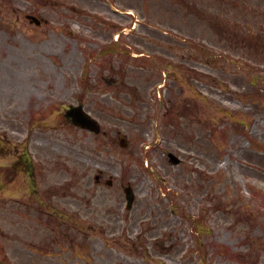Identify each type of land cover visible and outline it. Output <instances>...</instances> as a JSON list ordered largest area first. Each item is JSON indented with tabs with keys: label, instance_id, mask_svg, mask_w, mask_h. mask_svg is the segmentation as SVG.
Here are the masks:
<instances>
[{
	"label": "rangeland",
	"instance_id": "obj_1",
	"mask_svg": "<svg viewBox=\"0 0 264 264\" xmlns=\"http://www.w3.org/2000/svg\"><path fill=\"white\" fill-rule=\"evenodd\" d=\"M233 2L212 0L207 21L199 17L191 30L174 20L180 28L171 38L143 48L157 63L128 56L87 64L82 57L97 49L101 32L80 17L61 18L57 2L44 10L46 27L13 28L12 0H0V122L59 127L61 120V137L57 129L33 131L48 139L49 151L61 148L66 185L89 166L113 179L125 175L137 193L134 224L122 226L128 240L84 235L92 233L88 223L110 228L108 216L82 214L84 225L65 224L66 238H78L82 227L78 240L89 246H76V262L66 264H264V7ZM80 100L109 130V144L62 124L59 107ZM118 133L129 138L127 148L117 145ZM168 151L179 164L168 161ZM74 191L61 201L67 210L78 202ZM70 253L61 251V260Z\"/></svg>",
	"mask_w": 264,
	"mask_h": 264
},
{
	"label": "flooded vegetation",
	"instance_id": "obj_2",
	"mask_svg": "<svg viewBox=\"0 0 264 264\" xmlns=\"http://www.w3.org/2000/svg\"><path fill=\"white\" fill-rule=\"evenodd\" d=\"M22 144L23 142H12L9 139L0 137V191L11 187L24 199L16 201L14 206L17 208H32L39 200H44L46 196V186L40 170L43 163L39 157L37 162L33 163L27 145L22 147ZM23 219L26 223L32 220V218L26 216ZM31 234L28 233L27 236H31ZM32 252L39 255L37 249H30V253L23 256L24 264H50L49 253H43L41 257L34 259ZM20 261L18 260V263ZM59 262H61V257Z\"/></svg>",
	"mask_w": 264,
	"mask_h": 264
},
{
	"label": "water",
	"instance_id": "obj_3",
	"mask_svg": "<svg viewBox=\"0 0 264 264\" xmlns=\"http://www.w3.org/2000/svg\"><path fill=\"white\" fill-rule=\"evenodd\" d=\"M80 116H82V114H79V117ZM170 157H171V160L174 161L175 163L178 162V159L175 156H173V155L170 154Z\"/></svg>",
	"mask_w": 264,
	"mask_h": 264
}]
</instances>
